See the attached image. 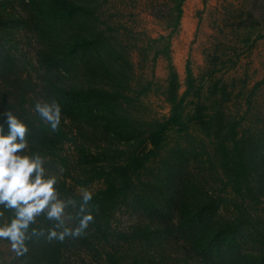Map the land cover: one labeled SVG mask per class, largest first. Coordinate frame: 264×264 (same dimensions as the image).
Wrapping results in <instances>:
<instances>
[{
    "label": "trees",
    "instance_id": "16d2710c",
    "mask_svg": "<svg viewBox=\"0 0 264 264\" xmlns=\"http://www.w3.org/2000/svg\"><path fill=\"white\" fill-rule=\"evenodd\" d=\"M11 1L20 10L16 26L35 39L37 68L64 81L45 86L82 143L67 157L61 127L53 132L26 109L14 110L29 128V154L50 158L46 168L62 197L79 199L77 188L97 185L86 234L33 244L26 264H264V123L248 113L264 79L248 87L245 77H223L218 58L207 55L196 76L185 61L180 83L170 39L184 0L149 2V16L166 32L156 37L127 29L108 0ZM5 19L0 14V84L21 100ZM255 21L245 27L255 30L246 46L264 40V14ZM226 58L219 60L232 69ZM157 60L165 63L161 83ZM148 95L162 99L166 116L141 115ZM8 104L1 98L0 111ZM121 208L142 220L117 227ZM171 245L191 259L168 257ZM3 264L19 262L12 254Z\"/></svg>",
    "mask_w": 264,
    "mask_h": 264
},
{
    "label": "rangeland",
    "instance_id": "374dc122",
    "mask_svg": "<svg viewBox=\"0 0 264 264\" xmlns=\"http://www.w3.org/2000/svg\"><path fill=\"white\" fill-rule=\"evenodd\" d=\"M112 2L114 11L123 25L127 29L136 32L142 31L149 37H156L159 34L165 35L160 23L149 16V2L152 0H108ZM258 3V4H257ZM257 4V6H256ZM181 18L178 31L170 39V56L172 64L182 83L184 78V63H190V68L194 76L201 70L205 57L214 56L218 61L230 59L234 65L232 69H227L225 63L218 62L217 69L223 77H245L248 87L255 82L264 79V40L250 41L246 46L245 39L250 33V39L255 35L254 28L246 29V25H251L252 20L261 18L264 14V0H184L181 6ZM19 8L11 0H0V14L9 15V20L5 19V48L9 54L13 55L18 67V76L24 90L22 99L10 95L11 89L4 88L0 84L1 98L8 101L7 107L3 110L12 112L24 111L29 115L39 116L33 111L37 101H51V90L45 84H58L64 82L55 74H45L39 70L35 63L37 45L34 37L22 27L16 26L15 16L19 15ZM250 13V16H247ZM251 43V44H249ZM250 45V46H249ZM220 59V60H219ZM143 71L137 70L136 73ZM143 75H146L144 72ZM153 76L158 82H162L165 77V63L157 60L153 68ZM143 117L160 118L166 116L167 106L159 97L148 95L141 99ZM253 108L249 115L256 114L257 121L264 123V82L256 90L253 100ZM42 122V121H41ZM44 123V122H43ZM261 126L260 122L257 124ZM61 130L66 134L62 152L67 157L76 154L75 148L82 145L78 141L75 129L66 120L60 121ZM83 147L92 152L91 144H83ZM97 185L88 186L87 189L93 192ZM216 189L218 187L215 186ZM79 193L83 189H76ZM224 215L223 209L219 212ZM117 227H127L142 220L138 213L132 212L129 208L117 210L115 215ZM179 249L176 245H171L166 254L170 258L191 259L190 257L179 256ZM12 253L10 245L0 243V264L8 262Z\"/></svg>",
    "mask_w": 264,
    "mask_h": 264
},
{
    "label": "clouds",
    "instance_id": "9594fccd",
    "mask_svg": "<svg viewBox=\"0 0 264 264\" xmlns=\"http://www.w3.org/2000/svg\"><path fill=\"white\" fill-rule=\"evenodd\" d=\"M33 111L58 130L61 108L55 100L37 101ZM28 136V126L11 110L0 111V241L10 245L19 264H26L31 245L82 238L94 222L93 194L83 189L79 199L62 197L57 176L46 168L50 158L29 154Z\"/></svg>",
    "mask_w": 264,
    "mask_h": 264
}]
</instances>
